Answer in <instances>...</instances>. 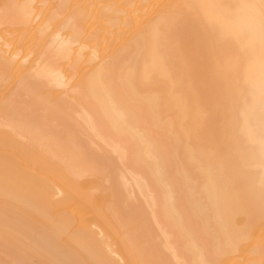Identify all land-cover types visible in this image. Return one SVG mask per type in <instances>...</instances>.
Here are the masks:
<instances>
[{
  "label": "bare ground",
  "instance_id": "obj_1",
  "mask_svg": "<svg viewBox=\"0 0 264 264\" xmlns=\"http://www.w3.org/2000/svg\"><path fill=\"white\" fill-rule=\"evenodd\" d=\"M34 2L0 0V264L260 263L264 0Z\"/></svg>",
  "mask_w": 264,
  "mask_h": 264
},
{
  "label": "rangeland",
  "instance_id": "obj_2",
  "mask_svg": "<svg viewBox=\"0 0 264 264\" xmlns=\"http://www.w3.org/2000/svg\"><path fill=\"white\" fill-rule=\"evenodd\" d=\"M41 1H42V2H41ZM45 1H48V3L46 4L43 0H35V2H38V3H37L38 5H37L35 2H34V3H35V6H39V4H41V7H42V3H45V5H48V4L50 3V1H55V0H45ZM45 5H44V6H45ZM73 8H74V7H73ZM155 8H157V7L155 6ZM155 8H153V9H155ZM71 9H72V7H71ZM152 11H153V10H152ZM155 11H156V10H155ZM157 11H158V10H157ZM46 12H47V11H46ZM153 12H154V11H153ZM154 13H156V12H154ZM154 13H152V15H154ZM157 13H158V12H157ZM157 13H156V15H157ZM64 16H67V15H64ZM154 16H155V15H154ZM155 17H156V16H155ZM59 18H60V19H59ZM59 18H57L58 20H56V21H58L57 23H59L61 20L64 21L63 23H65V20H67V19H66L65 17H63V16H60ZM149 18H150V17H149ZM151 18H153V17H151ZM43 19H44V18H42L41 20L43 21ZM63 19H65V20H63ZM59 20H60V21H59ZM147 20H148V18L145 20V22H146ZM39 21H40V19H38L37 24L39 23V26H40V25H41V24H40L41 22H39ZM88 22H89V21H88ZM145 22H144V23H145ZM63 23L60 22V24H63ZM145 24H146V23H145ZM33 25H34V26H32V28H31L30 31L32 32V30H33V31L35 30L34 32H35V33H36V32L38 33V27H39V26H38V25H37L38 27L35 26L36 23L33 24ZM70 26H72L71 23H70ZM70 26H68V27L71 28ZM35 27H36V29H35ZM72 27H73V26H72ZM91 27H92V25H91ZM91 27H89V28H91ZM93 27H94V26H93ZM95 27H96V25H95ZM33 28H34V29H33ZM73 28H74V27H73ZM92 29H94V28H92ZM95 29H96V28H95ZM36 30H37V31H36ZM63 30H68V29H67V27L62 28L60 33H62V32H63V33H67V31H63ZM71 30H73V29H71ZM71 30L69 29V31H71ZM87 30H90V29H87ZM87 30H86V31L84 30L85 32L83 33V38H84V37L88 38V36L91 34V33L89 34L88 32H90V31L87 32ZM92 31H93V30H92ZM92 31H91V32H92ZM93 32H95V31H93ZM58 33H59V32H57V35H56V33H50L51 35H53V37H50L51 35L49 34V31H48L47 36H48L49 38H52V41H50V40L48 39V37H47V39L49 40L50 43H52V42L55 40L54 37L57 38V36H59ZM60 33H59V34H60ZM87 33H88V36H86ZM84 34H85V35H84ZM92 34H93V33H92ZM45 35H46V34H45ZM45 35H44V36H45ZM54 35H56V36H54ZM34 36H35V35H34ZM44 36H43V37H44ZM43 37H41L42 39H41V38L39 39L40 41H39V40L37 41L36 39H34L35 42H36V41L38 42V44L36 43V44H37V45H36L37 48H36V46H35L34 43H31V42H30V45L32 44V46L28 45L29 47H32V48H30V50L32 49L31 51L28 49V54H29V51H30V53H31L32 51H33V53H34V51H35V54H36L37 52L39 53V55L41 54V56L39 57V59H38V58H37V60L35 59L36 61H34V62H36V64H39V63L37 62V61H39V60H40V63H41V62H42V60H41L42 58H43V59H44L45 57H48V58H49V55H50V57H53V56H51V55H52V49H51L52 47H50L51 45H50L49 42H47V44L44 43V40H45L46 38L44 37V38H45V39H44ZM33 38H35V37H33ZM86 38H85V39H86ZM47 39H46V40H47ZM88 41H89V43L91 42L90 40H88ZM32 42H33V40H32ZM91 43H93V42H91ZM43 44H44V45H43ZM48 44H49L50 46H48ZM42 45H43V48H42ZM45 45H47V46L44 47ZM26 47H27V46H26ZM33 47H35V49H34ZM47 47H50V48L48 49V51L46 50ZM16 48H18V50L22 48L21 50L23 51V53H22V51H21V52L18 51ZM16 48H15V49L13 48V49L16 50L17 53L20 54V56H23L24 53H27V52H25V50L27 51V49H24L23 47H16ZM109 48H110V47H109ZM13 49H12V51H13ZM44 49H45V51H47V53H45L44 51H43V53H41L42 50H44ZM50 49H51V50H50ZM90 49H91V48H90ZM90 49L87 48V50H86V49H85V50L88 52ZM110 50H111V48L108 49L109 52H110ZM16 51H14V52L16 53ZM49 51H50L51 53H49ZM108 51H106L105 54H107V55L110 54V53H107ZM89 52H90V51H89ZM111 52L113 53L112 50H111ZM21 53H22V54H21ZM44 53L46 54V56H45ZM48 53H49V54H48ZM112 53H111V54H112ZM35 54H33L34 56H33L32 54H31V55H28V56L30 57V58H28V60L31 59V61H32L33 57L36 58V57H35ZM47 54H48V55H47ZM32 56H33V57H32ZM43 56H44V57H43ZM23 57H24V56H23ZM23 57H22V58H23ZM41 57H42V58H41ZM48 58H45V59L47 60V62H45V64H48V63H49L48 60H50L52 63L50 62L48 65H49V66L52 65L51 67H53V61H54V58H53V60L50 59V58L48 59ZM33 60H34V59H33ZM46 60H43V62L41 63V64H42V68L45 67V65H44V67H43V63H44V61H46ZM85 60H86L85 58H84V61H83V58L81 59V61H80V62H81V63H80V66H81V64H82V66L85 64V62H86ZM31 61L29 60V63H30ZM34 62H31V63L33 64ZM60 62L65 63V62H63V61H60ZM60 62H59V63H60ZM83 62H84V64H83ZM31 63H30V64H31ZM90 63H91V62H90ZM90 63L87 61V64H85V66L82 67L81 72H82V70H84L85 67H86L85 69L87 70V68H89L88 66H90ZM27 64H28V63H26V65H27ZM32 64H31V65H32ZM41 64H39V66H38V65H37V66L40 68ZM34 65H35V63H34ZM48 65H47V66H48ZM61 65H62V64H61ZM37 66H35V67H37ZM47 66H46V67H47ZM49 66L47 67V69L49 68ZM66 66H67V65H66ZM38 67H37V68H38ZM51 67H50V68H51ZM70 67H71V66H70ZM42 68H40V69H42ZM65 68H66V67L63 65V67L61 68V74H62V73H65V71H67ZM44 69H45V68H44ZM64 70H65V71H64ZM86 70H85V71H86ZM0 71H2L1 68H0ZM30 72H31V71H30ZM81 72L79 73V71H78V73H75V72H71V71H69V72L67 73V75L65 74L64 76L66 77L65 79H68L67 77L70 78V76L72 75V76H71V77H72V82H71V83L73 84V83H76V81H78V80H76V79H77L78 77H80L79 74H81ZM83 72H84V71H83ZM24 73H25V72H24ZM73 73H74V78H73ZM1 74H3V73L1 72L0 75H1ZM22 74H23V73H21V75H22ZM61 74H60V75H61ZM69 74H70V75H69ZM23 75H24V74H23ZM76 76H77V77H76ZM1 78H2V77H1ZM75 80H76V81H75ZM12 83H13V80H10V81H7V83H6L5 85L7 86V85H10V84H12ZM60 85H61V84H60ZM58 86H59V85L57 84V87H56V86H52V87H56V88H59V89L63 87V85H62V86H59V87H58ZM47 87H48V86H47ZM47 87H46V88H47ZM49 87H51V85H49ZM56 88H52V89L56 90V92L54 91V93H57V92H58ZM6 89H8V88H6ZM59 89H58V90H59ZM47 90H48V89H47ZM49 90H50V89H49ZM49 90H48V91H49ZM60 90H61V89H60ZM60 90H59V91H60ZM5 91H6V90H5ZM7 91H8V90H7ZM7 91H6L5 93H7ZM44 91H45V88H44ZM48 93H49V92H47V94H48ZM75 93H76V95H77V92H76V91H75ZM44 94H45V95H44ZM40 95H43L44 97L47 96V95H46V92H43V90H42V94H40ZM37 96H38V98H34V99H39V98H41V96H39V95H37ZM43 96H42V97H43ZM48 97H49V96H47V98H42V99L45 101V103H46V104L44 103V106H43V104H41L43 107H40V106H41L40 103H41L42 99L40 100V102H38V103H34V104H36V105H40V106H35V107H40L39 109H38V108H37V109H34L35 112H37V113L40 112V111H41V108H45V106H47V104H49V103H47V102L50 101V98H48ZM69 97H71L70 99L73 100V105L71 104V102H70L69 104H68V102H67V104H68L67 107H68V106L70 107V104L72 105V106L70 107V109H68V110H70L71 112H72V110H73V113H75L76 111H78V115L83 116V113H85V112H83V113L81 112L82 114L80 113V110H81V108H82L81 105H80V103H81L80 100H82V99H81V98H78L77 100H79V103H77V100H76V98L74 97V94H73V95L71 94ZM22 98H25V99H26V96H24V97L22 96ZM70 99H69V101H70ZM74 99L76 100V104H74V101H75ZM26 100H27V99H26ZM30 100H31L32 102L37 101V100H33L32 98H31ZM30 100H29V98H28L27 101H30ZM11 101H12V100H11ZM13 101H14V100H13ZM13 101H12V102H13ZM6 102H7V103H6ZM9 102H10V99H9ZM9 102H8V99H7V100L3 103V105L6 104L5 106L9 107V106L12 104V102H10V103H9ZM8 103H9V105H7ZM42 103H43V102H42ZM77 104H79V107H81L80 109H79V107L77 108ZM81 104H83V101H82ZM74 105H75V106H74ZM86 106H87V105H86ZM74 108H75V109H74ZM82 109H83V108H82ZM87 109H88V108L86 107V110H87ZM74 110H75V111H74ZM83 110H84V109H83ZM86 110H85V111H86ZM88 110H89V109H88ZM88 110H87V111H88ZM81 111H82V110H81ZM71 112H70V113H71ZM73 113H72V121H73V118H75V121H78V120H77V119H78V116H77V119H76V117H74V116H76V115L73 114ZM76 114H77V112H76ZM85 115H86V114H85ZM85 115H84L83 118H84L85 120L88 121V118L86 119V118H85V117H86ZM14 120H15V122H16L17 124H19V123L17 122L16 119H14ZM85 120H84V121H85ZM72 121H71V122H72ZM79 123L83 126V124H82V123H83V120H82V122H79ZM84 124H85V123H84ZM88 124H89V123H88ZM85 125H86V124H85ZM85 125H84V127H86ZM84 127H83V128H84ZM87 128H88L89 130H91L89 126H87ZM88 129H87V130L84 129L85 132L82 134V138L85 137V138H84L85 141H84V140H83V141H84L87 145H86L84 142H83V144L86 146V149H88V148L90 147V148L88 149L89 152L94 153V152H93L94 149L92 150V147H94L95 144H93V146H91L92 144H90V141H91V143H93L94 141L96 142V140L93 139V135L95 134L94 136H96V133H95V132H92V130L90 131V132H92V133H89V132H88ZM25 131H26V130H25ZM86 131H87V132H86ZM29 132L31 133V131H27V134H28ZM22 133H23V132H22ZM24 133H26V132H24ZM30 133H29V134H30ZM93 133H94V134H93ZM85 134H87L88 137H87ZM89 134H90V136H89ZM23 135H24V134H23ZM26 136H27V135H26ZM83 136H84V137H83ZM96 137H97V136H96ZM90 139H91V140H90ZM92 139H93V141H92ZM96 139H97V138H96ZM96 144H97V143H96ZM88 145H89V146H88ZM95 148H96V150H97L96 145H95ZM88 150H86L85 152H86V153H89V152H87ZM111 150H112V149H111ZM111 150H110V148H109V149L107 150L108 153H109V152H110V154L113 153V152H111ZM94 151H95V150H94ZM102 153H103V152H102ZM94 154L96 155V157H94V158H97V161H99V162H108V163L111 164L110 166H112V164H114V167H115L117 164L120 163V160H119V159H115V158H118V156L115 155V153H113V154H114L116 157H115L114 155H112V154H111V155H106V154L103 155V154H100V151H99V153H96V152H95ZM94 154H91V155L95 156ZM87 155H89V154H87ZM89 156H90V155H89ZM98 156H99V157H103V158H101V160H100V159H98V158H99ZM118 160H119V162H118ZM108 163H107V164L105 163L106 165H105V164H104V165L107 166ZM108 166H109V165H108ZM110 166H109V167H110ZM112 168H113V166H112ZM108 170H109V169H108ZM110 170H111V169H110ZM110 170H109V171H110ZM106 174H107L106 177H104V175L102 176V177H104V178L106 179V181H104V182L102 181V184L104 183L105 185L107 184V181H109V180L112 181V179H109V178H107V177L112 178L113 171H110L109 174H108V173H106ZM106 174H105V175H106ZM97 176H98V175H97ZM97 176H96V177H97ZM99 178H100V177H99ZM107 179H108V180H107ZM110 181H109V182H110ZM98 184H99V183H98ZM100 184H101V181H100ZM100 184H99V188H100ZM109 184H110V183H109ZM105 185H104V187H105ZM111 185H112V183L110 184V186H111ZM97 186H98V185H97ZM101 186H102V185H101ZM107 186H109V185H107ZM110 186H109V187H110ZM102 187H103V186H102ZM130 197H131V196H130ZM251 214L254 215V213H251ZM243 216H244V215H243ZM243 216L241 215V217L244 218V220H245V219H247V220L249 219V220H250V217H249L248 215H245L244 217H243ZM245 217H246V218H245ZM238 218H239V220H240V217H238ZM238 218H237V221H236V219H234V220H235L236 222H239V223L243 222L242 220H241V222H240V221L238 220ZM249 220H248V221H249ZM236 222H235V224H236ZM251 223H252V222H251ZM259 223H262V222H259ZM237 224H238V223H237ZM237 224H236V225H237ZM255 229H256V230H255ZM257 229H258V225L256 224V225H255V228H253V231L255 230L256 232H255V231L253 232L252 229L250 230L249 235H250L251 237L253 236L252 232L255 233V235H254V237H253V240L250 241L251 244L254 243L253 241H256V240H254L255 237H256L257 235H260V234H256L257 231H258ZM258 232H261V230L259 229ZM262 234H263V233L261 232V236H262ZM251 237H250V238H251ZM258 237H259V236H258ZM258 237H257V239H258ZM260 239H261V238H260ZM260 239H258V241H259ZM263 239H264V237H263ZM250 240H251V239H250ZM258 241H257V242H258ZM254 245H255V243H254ZM254 245H253V246H254ZM249 246H252V245H249ZM246 250H247V249H245V251L243 250V251L245 252V254L248 253V251H246ZM248 250H249V249H248ZM250 251H251V249L249 250V252H250ZM260 252H261V251H260ZM261 253H262V254H261ZM261 253H260L259 257L256 255L258 258L263 257L261 261H257V262H260V263H256L255 261H253V262H255L256 264H263V263H264V255H263V251H262ZM242 256H244V255L242 254ZM251 256L253 257V256H255V255H251ZM115 258H116V257H115ZM244 258H245V257H244ZM244 258H242V261H243V262L245 261ZM248 258L250 259V257H248ZM240 259H241V258H240ZM252 259H254V258H251V259H250L251 262H252ZM259 260H260V259H259ZM217 261H218V260H217ZM240 261H241V260H240ZM240 261H239V262H240ZM242 261H241L240 263H242ZM179 262H180V261H179ZM253 262H252V263H253ZM180 263H183V261H181ZM217 263H218V262H217ZM231 263H232V262H231ZM231 263H230V264H231ZM175 264H177V262H176ZM178 264H179V263H178ZM233 264H234V263H233Z\"/></svg>",
  "mask_w": 264,
  "mask_h": 264
}]
</instances>
